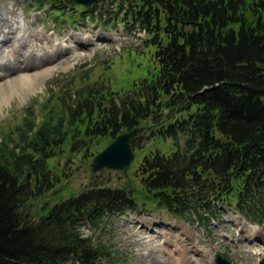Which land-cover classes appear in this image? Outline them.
Wrapping results in <instances>:
<instances>
[{
  "label": "trees",
  "instance_id": "16d2710c",
  "mask_svg": "<svg viewBox=\"0 0 264 264\" xmlns=\"http://www.w3.org/2000/svg\"><path fill=\"white\" fill-rule=\"evenodd\" d=\"M37 2L57 12L74 4ZM109 6L124 26L145 32L157 68L124 93L84 84L67 105L59 98L58 119L44 114L37 122L28 108L0 137V264H100L110 253L81 227L145 203L201 222L222 215L224 204L264 223V0H104L100 7L109 13ZM136 126L151 129L131 139L134 150L149 139L170 150L142 155L132 196L91 175L75 197L31 209L58 182L48 167L57 149L68 144L87 155L94 139Z\"/></svg>",
  "mask_w": 264,
  "mask_h": 264
},
{
  "label": "rangeland",
  "instance_id": "374dc122",
  "mask_svg": "<svg viewBox=\"0 0 264 264\" xmlns=\"http://www.w3.org/2000/svg\"><path fill=\"white\" fill-rule=\"evenodd\" d=\"M26 1L28 0H0V39L3 40L6 36V40L0 43V56L3 57V63H5L3 66L8 72L14 73L12 67L17 58L22 59V55L16 54V57L13 55V52L17 51L15 48L18 46L20 35L24 32L20 34L17 29L18 37L15 36L13 20L21 19L23 24L29 27L28 33H31L35 39L38 37L31 41L36 46L31 45L30 41L25 39V49L30 52L33 47L35 53L42 54V57L39 54L40 58H45L48 54L45 53V47H47V51L51 52L50 55L54 56L53 60H56L57 68H54L50 75L41 77L39 82L33 86L7 87L6 90L0 92V137L10 133L15 122L21 120L28 108L33 111L32 117L37 122L44 114L46 117L51 115V118L58 119L59 114L64 115V110L58 108L59 98L66 96L62 98V101L67 105L70 97H74L75 92L83 88L84 84L101 82L110 91L121 93L128 90L134 81L150 77L155 67L157 68L151 48L143 47V40L147 38L146 34L127 33L119 25L106 32H99L97 24H87L80 20L70 23L67 19H62L59 27L54 26L47 13L27 8L22 14ZM52 29L55 30L53 34H51ZM41 33L43 38L40 37ZM46 33L48 44H42L41 41L46 38ZM81 36L84 40L80 38ZM17 39L18 43H15ZM56 39L65 42V47L57 49L51 47L56 43ZM60 45L63 46V43ZM70 45H76L78 49L75 55L80 54V56L69 63L59 62V58L70 57L74 53L73 48L68 47ZM115 137L94 139L90 143L91 151L87 155L83 152L69 151L68 144L57 149L55 155L49 159L48 167L53 171L58 182L53 190L30 201L31 209L41 213L44 205L46 207L53 205L60 197L66 196L65 188L69 193L75 194L88 188L92 158ZM155 146L164 153L170 150L169 144L153 139L146 141L144 149L134 151L133 162L127 170L134 192L139 190V179L138 177L135 179L134 171L142 155L149 149L153 150ZM93 175H95L94 179L104 178L112 185L125 183L127 179L118 172L108 169H101ZM144 207L145 212L132 213L137 214L133 215V221H131L130 213L125 216L105 215L103 220L96 225L97 227L87 224L81 227V231L84 235L91 236L94 241L99 240L104 245L106 243L112 246L110 252H112L113 259L118 260L117 264H162L157 257V251L155 253L153 250L158 249V241L166 235L170 237L168 241L175 238L180 241L183 237L193 241L194 248H198L209 259L210 264H213L214 255L212 254L216 249L229 256L233 264L254 263V256L240 249L242 247L251 250L252 246L243 239L248 232L240 228L239 224L236 226L234 224L236 221H225L223 217L220 221L210 224L209 228H203L198 224L187 226L188 224L184 221L175 223L172 217L163 213L162 210L155 209L150 203H145ZM164 239L167 240V238ZM176 242L183 246L189 241ZM103 264H110V262L105 261Z\"/></svg>",
  "mask_w": 264,
  "mask_h": 264
},
{
  "label": "water",
  "instance_id": "95a60500",
  "mask_svg": "<svg viewBox=\"0 0 264 264\" xmlns=\"http://www.w3.org/2000/svg\"><path fill=\"white\" fill-rule=\"evenodd\" d=\"M79 4H83L85 7L89 6L95 1L100 0H75ZM142 130V127H135L128 131L121 132L118 134L102 151L98 152L90 163V172L95 173L96 171L106 168L109 170H115L123 176L127 177V170L134 158V153L130 145V139L138 134ZM120 187L131 196L133 193V183L127 179L126 186L120 184ZM64 194L71 198L75 193H69L67 189H64ZM219 260V264H227ZM222 262V263H221ZM261 264H264L262 262Z\"/></svg>",
  "mask_w": 264,
  "mask_h": 264
},
{
  "label": "bare ground",
  "instance_id": "6f19581e",
  "mask_svg": "<svg viewBox=\"0 0 264 264\" xmlns=\"http://www.w3.org/2000/svg\"><path fill=\"white\" fill-rule=\"evenodd\" d=\"M16 29L19 30L21 34L24 29L21 24L18 22ZM24 36L20 35V40L18 41V46L24 44ZM55 46V45H54ZM22 50V48H21ZM34 55V56H33ZM24 59L17 58L16 63L14 64V71H17V74H9L7 70H5L4 66L5 63L0 58V92L6 90L7 87H16V88H23L26 86H33L34 84L38 83L41 77H45L51 74L52 70L55 66L52 67H43L45 61H48L54 56L47 54L45 58H40L39 55H35L32 52H27L24 50L23 52ZM63 61L70 62V58H66ZM56 65V64H55ZM16 75V76H15ZM166 264H172L166 260ZM182 264H188V262H183Z\"/></svg>",
  "mask_w": 264,
  "mask_h": 264
}]
</instances>
